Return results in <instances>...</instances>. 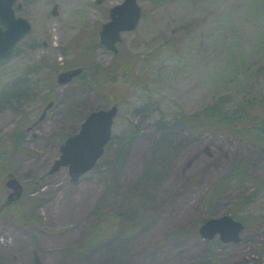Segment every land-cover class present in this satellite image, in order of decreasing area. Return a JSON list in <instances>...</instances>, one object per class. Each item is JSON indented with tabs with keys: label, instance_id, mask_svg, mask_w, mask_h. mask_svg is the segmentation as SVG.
I'll list each match as a JSON object with an SVG mask.
<instances>
[{
	"label": "rangeland",
	"instance_id": "1",
	"mask_svg": "<svg viewBox=\"0 0 264 264\" xmlns=\"http://www.w3.org/2000/svg\"><path fill=\"white\" fill-rule=\"evenodd\" d=\"M123 1L15 5L33 33L0 62V204L12 176L25 193L0 217V264H264V142L182 122L224 99L264 103V0H142L145 16L115 54L99 33ZM113 103L95 168L77 182L67 168L51 173L64 141ZM113 216L117 230L89 243ZM224 216L245 224L240 241L203 237Z\"/></svg>",
	"mask_w": 264,
	"mask_h": 264
},
{
	"label": "water",
	"instance_id": "2",
	"mask_svg": "<svg viewBox=\"0 0 264 264\" xmlns=\"http://www.w3.org/2000/svg\"><path fill=\"white\" fill-rule=\"evenodd\" d=\"M16 0H0V17L7 29L0 26V61L10 57L17 45L27 35L32 33L31 24L25 19H16L13 5ZM142 18V10L138 0H125L123 4L111 10V20L103 26L100 33L101 42L108 50L118 53L117 43L122 41L121 33L133 31L138 27ZM83 69L64 72L59 76V83L70 82L80 75ZM51 103L47 110L52 107ZM118 112L117 106L110 110H99L90 114L82 125L81 131L70 137L61 147V158L55 163L51 173L68 167L71 179L79 181L81 176L94 169L97 161L104 155V148L110 142L114 118ZM46 116V111L40 121ZM12 191L7 205L22 198L23 187L17 179H9L6 183ZM6 206V205H5ZM4 210L0 206V216ZM245 229L244 224L231 216L207 221L200 229L205 238L213 239L220 235L224 243L240 241V234Z\"/></svg>",
	"mask_w": 264,
	"mask_h": 264
},
{
	"label": "trees",
	"instance_id": "3",
	"mask_svg": "<svg viewBox=\"0 0 264 264\" xmlns=\"http://www.w3.org/2000/svg\"><path fill=\"white\" fill-rule=\"evenodd\" d=\"M91 71L94 76L97 77L100 73L106 72V69L100 71L93 68ZM114 72L115 71H112V73L107 72L105 78H100L99 80H103L101 84L104 82L107 84V82H110L108 80L115 82L116 75H114ZM115 74L119 73L116 72ZM124 74L125 71L119 74V76L122 77ZM123 81L126 83V80ZM110 84L111 82L108 85ZM228 105L229 102L225 101V99L223 101H218L215 104L206 106L203 110L194 113V115L187 119L186 117L183 118L182 122L190 126L194 133H199L203 130L220 131L228 136L246 137L255 143H263L264 137H261V134H264V129L261 127L264 126V103L261 107L241 106L240 109H229V107H227ZM252 109H257L259 113L251 112ZM25 212L23 214L24 218L26 214L30 213V210L27 209ZM115 218L116 216H113L93 227L90 234L92 235V240H89V243L93 242V244H96L100 241L102 236H107L111 234L112 231L117 230L116 226L118 221Z\"/></svg>",
	"mask_w": 264,
	"mask_h": 264
},
{
	"label": "flooded vegetation",
	"instance_id": "4",
	"mask_svg": "<svg viewBox=\"0 0 264 264\" xmlns=\"http://www.w3.org/2000/svg\"><path fill=\"white\" fill-rule=\"evenodd\" d=\"M26 18V17H25ZM28 19V18H27ZM29 20V19H28ZM30 21V20H29ZM32 24V23H31ZM0 25L2 26V27H5V24L3 23V22H1L0 21ZM107 90H105V91H103V92H106ZM106 95L107 96H109V93H108V91H107V93H106ZM29 129L27 128V130L26 131H28ZM17 137H20L19 135L17 136ZM22 138H24V137H22ZM19 139V138H18ZM23 151V150H22ZM60 151V150H59ZM13 177V176H12ZM8 178V177H7ZM5 187H7L6 186V182H5ZM7 190H8V195H9V193H10V191H9V189L7 188ZM8 195H7V197H8Z\"/></svg>",
	"mask_w": 264,
	"mask_h": 264
}]
</instances>
